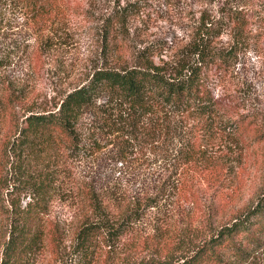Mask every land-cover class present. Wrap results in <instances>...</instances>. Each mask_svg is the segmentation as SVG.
<instances>
[{"label": "trees", "instance_id": "1", "mask_svg": "<svg viewBox=\"0 0 264 264\" xmlns=\"http://www.w3.org/2000/svg\"><path fill=\"white\" fill-rule=\"evenodd\" d=\"M6 1L18 2L34 20L53 22L61 11L57 0L0 3ZM249 2L225 0L215 15L201 13L190 45L193 57H197L194 64L172 68L167 62L157 64L147 47L131 66L97 69L84 85L65 95L55 111L26 117L16 139L3 147L0 162V264H27L44 244L57 243L59 234L51 223L50 211L60 192L64 175L61 168L68 154L75 157L96 149L107 137L120 151L122 163L148 146L154 155L165 153L171 160L170 174L157 177L144 195L114 199L102 195L90 183L79 186L83 214L76 240L78 250L90 257L99 241L122 240L144 219L146 211L171 199L180 202L191 198L188 171L202 165L207 170L224 169L226 165L229 169L226 159L216 161L210 153L209 146L217 139L232 137L250 146L264 143V130L256 129L244 115L226 116L214 94L211 76L212 67L224 68L246 48L251 31L246 13ZM135 9L117 0L104 18L101 39L108 60L124 61L129 48V19L138 12ZM227 30L233 45L222 50L216 45ZM88 113L90 144L84 145ZM8 166L28 196L25 206L20 202L7 204ZM176 233L175 229L165 232L171 240L178 238L173 251L179 254L175 257L171 251L161 264L254 262L264 254V186L253 204L201 240L193 241L186 234L176 237Z\"/></svg>", "mask_w": 264, "mask_h": 264}, {"label": "rangeland", "instance_id": "2", "mask_svg": "<svg viewBox=\"0 0 264 264\" xmlns=\"http://www.w3.org/2000/svg\"><path fill=\"white\" fill-rule=\"evenodd\" d=\"M116 1L57 0L62 12L53 22L34 20L18 2L0 3V162L3 147L16 139L27 116L55 111L60 100L84 85L97 69L131 66L147 47L157 64L168 63L170 68L194 64L197 57L190 47L194 27L203 11L215 15L225 0H120L138 11L129 19V48L121 63L106 58L101 39L103 20ZM246 13L251 20L246 48L224 68L212 67L213 91L226 116L244 115L256 129L264 130V0H250ZM229 32L217 42L219 49L233 45ZM89 114L84 121V145L90 144ZM111 143L106 137L96 149L64 157L60 192L50 211L58 241L44 244L27 264H161L174 253L178 241L165 232L175 229L176 237L186 234L199 241L253 204L264 186V143L250 146L232 137L217 139L209 146L210 153L216 161L226 159L229 169L226 165L207 170L202 165L188 171L195 197L171 199L146 211L122 240L99 241L94 255L85 256L78 250L75 233L83 214L80 185L90 183L106 197L132 198L144 195L157 177L172 170L169 157L154 155L149 146L122 163L120 151ZM6 171L7 204L25 206V189L11 166ZM250 264H264V254Z\"/></svg>", "mask_w": 264, "mask_h": 264}]
</instances>
